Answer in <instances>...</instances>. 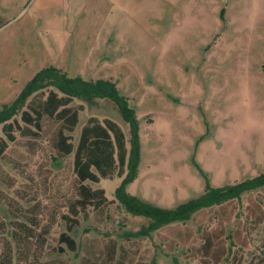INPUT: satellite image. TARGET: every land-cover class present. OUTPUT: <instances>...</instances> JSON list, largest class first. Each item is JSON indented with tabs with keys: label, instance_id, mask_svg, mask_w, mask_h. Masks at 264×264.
Listing matches in <instances>:
<instances>
[{
	"label": "rangeland",
	"instance_id": "374dc122",
	"mask_svg": "<svg viewBox=\"0 0 264 264\" xmlns=\"http://www.w3.org/2000/svg\"><path fill=\"white\" fill-rule=\"evenodd\" d=\"M47 66L126 98L140 156L125 192L146 204L169 209L205 178L219 188L264 172V0H0V106ZM79 104L72 145L88 117L127 138L111 102ZM40 127L0 156V255L13 264H264V189L135 236L147 220L113 200L120 179L87 183L103 191L101 210L75 207L71 155L55 158L59 123ZM10 220L27 221L21 239L4 238Z\"/></svg>",
	"mask_w": 264,
	"mask_h": 264
},
{
	"label": "trees",
	"instance_id": "16d2710c",
	"mask_svg": "<svg viewBox=\"0 0 264 264\" xmlns=\"http://www.w3.org/2000/svg\"><path fill=\"white\" fill-rule=\"evenodd\" d=\"M74 100L83 103L92 100L111 102L127 127V138L112 120L88 117L79 129L76 144L72 145L70 136L64 132L70 133L78 122L82 106H71ZM15 117H18V121ZM44 117L59 123L54 144L55 158L71 155L70 169L77 192L75 207L101 210L107 202L103 191L92 189L87 183L96 184L100 179H120L113 190V200L125 213L147 220L146 227L137 231L135 236H145L171 224L186 223L201 210L239 200L243 194L264 189V172H261L255 177L219 188L211 187L205 178L204 192L169 209L153 207L128 195L125 187L135 178L140 156L133 108L126 98L118 94L114 83L103 79L68 77L51 66L36 71L9 103L0 106V156L7 144L15 141L16 136L32 139L38 137L40 121ZM24 223L27 221L10 220L13 232H9L8 237L5 234L4 238L21 239L25 235L24 231H28ZM41 234H44L43 228ZM57 242L69 251L75 249L74 241L66 233H60ZM58 250L62 252V249ZM14 259L0 255V264H13Z\"/></svg>",
	"mask_w": 264,
	"mask_h": 264
}]
</instances>
